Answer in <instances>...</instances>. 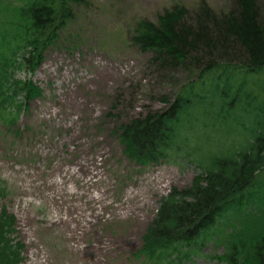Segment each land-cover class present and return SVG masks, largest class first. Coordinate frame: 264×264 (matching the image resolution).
I'll return each instance as SVG.
<instances>
[{
	"label": "trees",
	"instance_id": "16d2710c",
	"mask_svg": "<svg viewBox=\"0 0 264 264\" xmlns=\"http://www.w3.org/2000/svg\"><path fill=\"white\" fill-rule=\"evenodd\" d=\"M90 2L0 0L1 124L12 128L42 95L33 74L51 46L73 37L66 30ZM127 37L149 54L146 67L161 88L151 98L163 106L133 114L118 93L107 113L111 133L131 162L197 170L161 197L137 254L175 263L212 242L223 247L221 264H264V1L229 0L221 10L207 0L175 2L155 19H135ZM8 189L0 179V264H19L26 244L3 204Z\"/></svg>",
	"mask_w": 264,
	"mask_h": 264
},
{
	"label": "rangeland",
	"instance_id": "374dc122",
	"mask_svg": "<svg viewBox=\"0 0 264 264\" xmlns=\"http://www.w3.org/2000/svg\"><path fill=\"white\" fill-rule=\"evenodd\" d=\"M200 1L91 0L66 30L73 37L47 50L33 75L42 95L12 128L0 123V179L9 187L3 204L26 244L19 264H151L137 253L159 201L197 170L186 162H131L107 113L118 93L131 99L126 110L133 114L163 106L151 98L161 88L146 67L149 54L128 42L134 20ZM207 1L217 10L229 6ZM222 252L210 242L200 255L166 264H221Z\"/></svg>",
	"mask_w": 264,
	"mask_h": 264
}]
</instances>
